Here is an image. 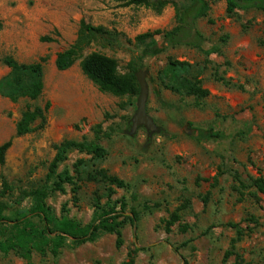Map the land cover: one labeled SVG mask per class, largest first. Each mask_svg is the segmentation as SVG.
Here are the masks:
<instances>
[{"label":"rangeland","instance_id":"obj_1","mask_svg":"<svg viewBox=\"0 0 264 264\" xmlns=\"http://www.w3.org/2000/svg\"><path fill=\"white\" fill-rule=\"evenodd\" d=\"M166 1L158 12L113 0H0V79L10 71L7 57L21 63L46 58L39 99L13 101L0 93V145L12 139L5 175L24 188L37 187L61 141L96 140L107 150L103 159L73 150L59 170L69 167L75 174V163L86 159L128 186L83 178L76 198L66 184L64 192L49 195L47 204L58 218L67 216L81 226L93 221L97 202L108 208L124 199L125 213L137 214L134 225L128 221L123 227L121 247L113 233L79 245L68 238L57 256L34 252L27 261L0 252V264H122L129 255L135 264H264V192L253 184L264 178V11L229 14L226 0H207L208 13L196 28L205 37L203 49L215 51L207 55L182 44L141 58L138 35L158 31L154 37L161 41L178 23L175 4L184 0ZM82 20L105 31L82 56L97 51L113 57L122 74L136 62L148 85L147 111L161 133L149 136L139 128L131 134L139 95L101 92L84 74L81 59L67 70L57 69V54L75 43ZM171 58L205 66L200 78L207 97L197 100L162 85L159 74ZM47 103L45 120L17 136L23 112ZM199 128L223 137L200 141ZM31 205L28 199L11 207L9 215ZM179 208L180 220L168 229V218Z\"/></svg>","mask_w":264,"mask_h":264},{"label":"trees","instance_id":"obj_2","mask_svg":"<svg viewBox=\"0 0 264 264\" xmlns=\"http://www.w3.org/2000/svg\"><path fill=\"white\" fill-rule=\"evenodd\" d=\"M125 6H148L161 12L168 3L161 0L153 3L151 0H113ZM227 11L233 14L236 10H247L256 8L264 11V0H226ZM176 5L178 23L172 29L164 32L163 37L157 40L155 33L147 32L136 37L142 46L141 58L152 57L162 53L169 46L190 45L199 48L208 55L215 51L204 50L202 45L205 41L204 35L196 28L199 18L207 15L209 3L207 0H184ZM3 22L0 19V30ZM105 33L102 27L93 26L82 20L75 43L65 50L59 52L55 59L58 70L64 71L71 68L74 63L81 59V67L84 74L98 87L101 92L111 93L116 96H138L140 85L136 74L139 66L136 62L129 65L128 72L122 74L119 71L118 61L101 52H91L82 56L83 50L93 43L99 36ZM49 39V38H44ZM46 58L32 63H21L13 57H7L5 63L10 68L8 74L0 79V93L17 101L20 98L37 100L44 91V62ZM205 66L198 67L188 61L170 59L167 67L159 74L162 85L174 92L194 96L201 100L209 95V90L203 86L200 78ZM216 79L224 81V78L216 74ZM164 105H168L162 101ZM49 103L44 107L35 106L26 109L16 125V135L27 134L34 129L37 121H44ZM193 125L192 123H189ZM101 127V124L98 125ZM223 137L219 131L212 129H197L196 138L200 141L217 140ZM12 145V139L0 145V252H14L20 257L30 261L33 253L47 254L49 251L54 256L59 255L61 248L66 244L68 238H73L76 245L95 241L104 233L116 235V245H123V227L128 221L132 225L137 220V214H126V202L124 199L117 200L108 208L99 202L96 204L94 218L91 223L81 226L76 221L62 216L58 218L53 209L47 204L46 199L57 191L64 192L66 184L73 186L74 198L80 190L79 181L83 178L91 181L110 183L118 187H127L128 183L115 175H111L104 168L90 166V160L80 159L74 165V172L69 167L59 170L60 166L67 160L73 150L84 152L92 156V159H103L107 150L96 140H73L64 139L56 146V153L49 164L45 181L31 189L22 187L19 183L10 181L5 175L3 168L6 163V153ZM240 185L243 181L237 177ZM254 186L264 192V178L254 179ZM11 199V203L8 201ZM30 199L32 205L27 211H22L18 216L9 215L11 207L19 208L26 200ZM173 212L167 220L170 229L180 220V211ZM239 235L243 234L242 228L237 224ZM232 252H228V255ZM122 264H135V258L129 255V259ZM238 264V263H236Z\"/></svg>","mask_w":264,"mask_h":264},{"label":"water","instance_id":"obj_3","mask_svg":"<svg viewBox=\"0 0 264 264\" xmlns=\"http://www.w3.org/2000/svg\"><path fill=\"white\" fill-rule=\"evenodd\" d=\"M136 77L140 85V93L137 101V110L131 119V134L139 128H145L149 136L159 134L163 129L157 125L154 118L147 111L148 85L144 73L138 71Z\"/></svg>","mask_w":264,"mask_h":264}]
</instances>
